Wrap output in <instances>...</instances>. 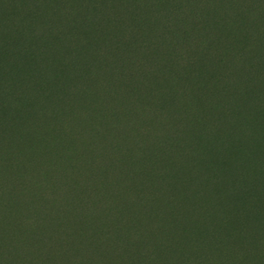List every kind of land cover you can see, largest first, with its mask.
Returning <instances> with one entry per match:
<instances>
[{"label":"trees","instance_id":"1","mask_svg":"<svg viewBox=\"0 0 264 264\" xmlns=\"http://www.w3.org/2000/svg\"><path fill=\"white\" fill-rule=\"evenodd\" d=\"M256 85L264 0H0V264L50 244L77 264H264V171L234 176L264 166L246 150ZM207 133L213 215L190 161Z\"/></svg>","mask_w":264,"mask_h":264},{"label":"rangeland","instance_id":"2","mask_svg":"<svg viewBox=\"0 0 264 264\" xmlns=\"http://www.w3.org/2000/svg\"><path fill=\"white\" fill-rule=\"evenodd\" d=\"M246 8L247 6H244V10ZM245 29L246 30L249 29V26H245ZM249 32L251 33V31ZM94 42L98 45L97 48H101L103 47L102 45H104L103 39L101 38H97ZM85 53L88 54L89 50L86 51ZM82 54H84V52ZM192 81L193 80H190V82H186V84H181V87L178 89L181 90V92L185 93L188 87L194 86V84L191 83ZM237 85L238 84H236L235 86ZM60 87H61V84H55L48 89L44 87L41 88L40 92H39L38 86H34L33 88H35L34 94L40 93V96H43V94L51 93L53 89L60 88ZM254 88H257V89L260 88V90L259 91L257 90V92H255L254 89L251 90V100L246 105V109L243 112V118L246 112L244 120H246V123L250 130L249 135L255 136L258 144L255 146L247 147L246 150L250 151L253 154H257L259 156V159H262L264 158V109H262V107L260 106V102H264V89L261 88L259 85H256ZM172 91H173V88H172ZM44 99H45L46 104H49L51 102L49 99V96L45 97ZM240 102L241 100H238V104H240ZM225 109L226 108L224 106V110ZM222 118L226 119L225 114L220 115L216 118L215 127L212 130H216V128H221L223 126L222 120H221ZM29 127L30 126L26 128V131H29ZM30 133L31 132L29 131L27 136H29ZM201 136L203 137L200 138L201 140L199 141V144H198V153L195 155L194 159L190 158L191 159L190 161L194 165V167H197L196 159H199L202 162H205V164L201 167L200 172H199L200 176L203 177L204 183H203L202 193H200L201 195L198 196L199 197L198 202H199L200 207L205 209V210H202L203 212H206L208 215H213L214 213L213 210L215 209L214 206H219V198H222L220 196L224 188V184H225L224 181L214 178L213 174L216 171L215 167L216 166L220 167L221 164H223V162H220L219 160V158L222 159V156L219 157L217 153L214 151L215 147H214V144L211 142V140H209L208 133L206 134V136L203 134ZM185 150L188 152L189 148H186ZM229 150L231 151L233 150V148H229ZM177 160L178 158L174 161L176 162ZM233 167H232V171L234 170ZM262 171H264V166L262 167L261 165H258L257 167L252 164H249L248 166H241L237 168L234 176L236 177V181L243 182V181H247L250 175L259 174V173H262ZM192 173H193V168H191V166L189 165V167L187 166L185 167L183 171V175H182L184 183L186 184V186H189V188L191 185ZM229 209L231 208H229L228 206V210ZM226 212L227 211H225V214ZM243 212H248V211H243ZM229 213L230 212H228V214ZM240 214L242 216L238 218L237 220H244V218L246 217L245 213H240ZM3 221L4 222L7 221V217L4 214H0V222H3ZM192 223H195V220ZM20 243L22 244V246L20 247L21 249L23 247L26 250L28 248L32 249V245L30 242L20 240L18 246L20 245ZM50 245L52 246V248L50 247L48 249L49 251L48 250L45 251L46 252L45 254L42 251L34 253V257L36 258L37 264H71L73 261H76V264H77L79 260L82 262V258L78 259L74 257V255L71 257L63 256V253H62L63 250L60 251V248L58 246H55L52 244ZM24 257H26L25 253L21 254L20 258L17 261V264H30L31 258L26 257L27 258L26 259ZM175 257H176V254H174V256H171L172 259H174Z\"/></svg>","mask_w":264,"mask_h":264}]
</instances>
